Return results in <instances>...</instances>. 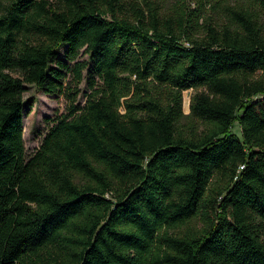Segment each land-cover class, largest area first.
<instances>
[{
	"label": "trees",
	"instance_id": "1",
	"mask_svg": "<svg viewBox=\"0 0 264 264\" xmlns=\"http://www.w3.org/2000/svg\"><path fill=\"white\" fill-rule=\"evenodd\" d=\"M234 1L0 0V264H264V0ZM28 86L69 104L30 159Z\"/></svg>",
	"mask_w": 264,
	"mask_h": 264
},
{
	"label": "rangeland",
	"instance_id": "2",
	"mask_svg": "<svg viewBox=\"0 0 264 264\" xmlns=\"http://www.w3.org/2000/svg\"><path fill=\"white\" fill-rule=\"evenodd\" d=\"M208 0H168L167 11L174 13L175 11L190 7L193 10H198L202 3ZM218 0H211V6L205 9V17L212 16L215 20L226 19L227 11H224V6L217 2ZM231 4L234 5L235 1L230 0ZM1 9V5H0ZM65 48L59 51V56L64 59ZM87 58V57H86ZM193 91L185 93V99L191 100ZM83 101V98L81 99ZM25 142L27 149V158H32L40 149L42 142L49 132L54 121L48 119H56L63 114H66L69 109V104L64 97L49 96L42 89L37 86H28V91L25 94ZM84 103V102H83ZM184 109L186 113L190 112L189 108ZM234 133L240 135L239 125L236 124Z\"/></svg>",
	"mask_w": 264,
	"mask_h": 264
}]
</instances>
